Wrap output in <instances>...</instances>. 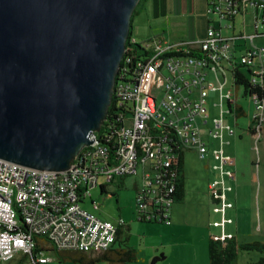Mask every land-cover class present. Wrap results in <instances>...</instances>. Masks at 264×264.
I'll use <instances>...</instances> for the list:
<instances>
[{
	"label": "built area",
	"instance_id": "obj_1",
	"mask_svg": "<svg viewBox=\"0 0 264 264\" xmlns=\"http://www.w3.org/2000/svg\"><path fill=\"white\" fill-rule=\"evenodd\" d=\"M246 11L254 14L252 34L226 37L221 34L222 28L216 29L214 16L227 22L226 29H233L235 17ZM206 13L208 26L203 39L171 42L154 37L142 47L145 56L133 60L124 54L112 95L116 107L122 110L117 119L121 127L114 135L107 126L102 139L97 137L100 130L94 133L90 137L92 145L79 152L69 170L38 171L0 159V264L12 260L18 252L31 257L34 235L44 237L59 250L88 253L110 249L125 223L122 219L116 225L100 220L80 203L90 198L92 188L106 190V184L115 177L140 172L135 198L138 220L169 225L176 162L180 153L188 151L196 152L202 160L207 154L218 159V163L207 166L217 177L207 188L212 212L220 216L213 223L220 234L212 238L225 243L234 237L225 231L233 223L226 216L233 208L228 199L233 191L229 183L235 181V173L227 167H233L234 161L224 148L228 145L225 136L234 135L235 130L224 123V118L232 115L239 88L243 91L233 80L238 66L250 71L248 78L253 84L262 83L264 47L253 43L264 37V2L207 0ZM238 41L245 49L236 56ZM257 59L260 73L254 74ZM228 75L236 91L234 98L224 92ZM210 93L218 94L214 106L219 108V117L209 122L206 99ZM248 100L254 106L248 128L252 127L255 134L251 136L259 142L263 137L264 101L255 94ZM202 126L206 127L205 134ZM106 143L111 144L112 151ZM100 178L104 182L99 185ZM91 205L97 208L93 201ZM50 261L44 253L31 257L32 264Z\"/></svg>",
	"mask_w": 264,
	"mask_h": 264
},
{
	"label": "water",
	"instance_id": "obj_2",
	"mask_svg": "<svg viewBox=\"0 0 264 264\" xmlns=\"http://www.w3.org/2000/svg\"><path fill=\"white\" fill-rule=\"evenodd\" d=\"M139 1L0 0L1 160L65 172L92 145Z\"/></svg>",
	"mask_w": 264,
	"mask_h": 264
},
{
	"label": "rangeland",
	"instance_id": "obj_3",
	"mask_svg": "<svg viewBox=\"0 0 264 264\" xmlns=\"http://www.w3.org/2000/svg\"><path fill=\"white\" fill-rule=\"evenodd\" d=\"M132 18L130 37L135 43L143 47L152 38H148L152 32L159 36L161 32L168 31L171 39L175 42L184 37L182 33H171L170 27L160 17H154L152 10L142 12ZM252 16L253 12L250 11ZM217 30L222 28L223 36L238 34L243 30L240 24L241 18L236 19L235 30L226 29V21L218 16L213 18ZM250 18H246L244 33H253L250 27ZM240 41H238V44ZM249 44V42H247ZM255 47H264V37L254 40ZM245 47L241 50L244 53ZM259 60H255L252 68L254 74H259ZM225 93L235 97L231 76L228 75V84ZM238 104L246 112L245 117L235 119L233 115L226 114L224 123L231 125L235 134L229 136L231 145L226 147L234 166H228L235 173V181L230 182L233 191L228 194V199L233 203V208L227 211V218L233 223L227 225L225 231L233 234L237 243L246 244L264 239V137L259 142L247 133L248 123L251 119L254 106L242 97V89L239 88ZM218 94L210 93L206 99V108L209 113V122L219 117ZM226 110V106H225ZM206 133V127L201 128ZM209 160V163L207 162ZM218 163L216 157L208 154L202 160L194 151H188L183 155V173L186 195L183 200L173 204L170 226L149 223L138 220L135 205L136 189L140 185V172L135 176L115 177L111 183L106 184V192L101 193L99 186L90 190V198H87L80 206L96 218L116 225L118 219H122L125 226L119 242L112 245V249H132L135 259L126 262H112L109 260L96 259L101 252H88L86 255L95 259L91 262L77 263L71 260L61 259L57 252L44 251V255L50 258L47 264H209L208 241L210 236L219 235L220 228L214 226V222L220 220V216L212 212V201L208 191V184L217 177L206 168L209 164ZM104 182L99 179V185ZM91 201L96 204L92 207ZM17 219L18 213L16 214ZM50 247V245H48ZM163 256L161 260L154 261L155 257ZM261 254L255 251H239L237 264H251L260 258ZM2 264H32L29 257L18 252L14 258Z\"/></svg>",
	"mask_w": 264,
	"mask_h": 264
},
{
	"label": "trees",
	"instance_id": "obj_4",
	"mask_svg": "<svg viewBox=\"0 0 264 264\" xmlns=\"http://www.w3.org/2000/svg\"><path fill=\"white\" fill-rule=\"evenodd\" d=\"M147 0H140L138 5L136 6L132 18L137 15L139 8H144V5ZM132 38L129 35V38L127 40L126 44V52H125V58L127 57H133V60H137L140 57L145 56V51L141 46H139L136 43H132ZM124 61L121 63V67L123 66ZM249 70H244V66L240 65L238 66L233 74V80L235 86L237 88L242 87V97L248 99L251 95L255 94L260 100L264 101V74L262 75V83H256L253 84L250 79L248 78V75H250ZM121 109H118L115 105V99L113 97L112 103L109 107L108 114L106 116V120L103 123L100 131L97 133V137L99 139L101 138V134L106 133L107 126L110 125L111 131L114 132V135L118 132L119 128L121 127V124L118 123L117 119L119 116V113L121 112ZM231 114L235 117V119H239L241 117L246 116L245 110L242 108L241 105L236 103V105L231 108ZM112 125V127H111ZM247 132H249L250 135H254L255 131L250 126L247 129ZM262 134L264 137V124L262 128ZM109 150L112 151L111 144L106 143ZM183 155L182 153L179 154V158L176 162V170H177V179L175 184V191L172 194L173 204L183 200L185 195V182H184V173H183ZM106 190L102 188L101 193H105ZM137 192V189H136ZM172 204V205H173ZM171 210V209H170ZM170 210L168 211V216L170 218ZM143 222H147L143 219H141ZM154 223V222H149ZM157 224L165 225L163 222H156ZM125 226V224H124ZM122 228L121 227L117 233V238L115 243L119 242L121 235H122ZM33 249L31 253L32 259H35L37 255L40 253H44V251H55L57 252L58 256L61 259L64 260H71L73 262L77 263H85V262H91L95 259L89 258L86 253L80 252V251H74V250H59L55 248L54 246L50 245L46 239L42 236L34 235L33 236ZM114 243V244H115ZM50 245V247H48ZM239 251H246L251 252L255 251L261 254L260 258L251 264H264V239L262 241H254L251 243L246 244H239L236 241V238L233 237L225 243L214 240L212 236H210V239L208 241V257H209V264H237V256ZM27 256V255H26ZM29 257V260L31 261V257ZM163 256L155 257L154 261L163 259ZM99 260H109L112 262H126V261H133L135 259V252L132 249H108L107 251L101 252V254L96 258Z\"/></svg>",
	"mask_w": 264,
	"mask_h": 264
},
{
	"label": "crops",
	"instance_id": "obj_5",
	"mask_svg": "<svg viewBox=\"0 0 264 264\" xmlns=\"http://www.w3.org/2000/svg\"><path fill=\"white\" fill-rule=\"evenodd\" d=\"M206 2L207 0H147L142 12H147L149 9H151L152 15L154 17H158V18L160 17L161 19H163L165 24H167L170 27L171 33L172 32L174 33L183 32L184 37H176L175 39H173L174 41L176 39L177 40L182 39V40L175 41V42L196 41V40L203 39L206 34V28L208 26V18H207V13H206ZM247 17L251 19L250 27L252 28L253 16L250 13V11H246L245 13L235 17L234 22H233V25H234L233 29H230V30L232 31L235 30L236 19L241 18L240 24L242 25L243 30H240L238 33H244V27H245ZM167 33L168 31L167 32L164 31V32H161V34H159L158 36L152 32V34L146 37L148 38L160 37L162 39H166L165 37L168 36ZM232 35H235V33H232L231 35H227V36H232ZM169 37H170V33L167 38L172 40V38H169ZM240 44L241 42L239 44L237 42L236 46ZM246 46H248V44ZM241 47L242 45L236 47V56L240 55V53L242 52ZM229 136L230 135L225 136V140L228 141V145H226V147L231 145ZM226 147L224 148L225 153L227 150ZM185 195H186V189H185ZM171 218H172V212L170 215V224L166 226L172 225Z\"/></svg>",
	"mask_w": 264,
	"mask_h": 264
}]
</instances>
